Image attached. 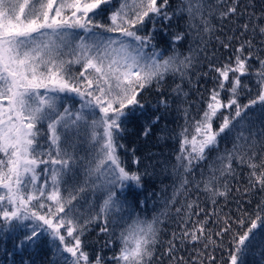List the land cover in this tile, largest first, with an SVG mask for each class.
<instances>
[{
  "label": "snow or ice",
  "instance_id": "6c2138e0",
  "mask_svg": "<svg viewBox=\"0 0 264 264\" xmlns=\"http://www.w3.org/2000/svg\"><path fill=\"white\" fill-rule=\"evenodd\" d=\"M114 2L0 0V219L5 224L39 221L30 234H25L24 241L28 243L38 238L39 228L47 226L53 240L59 241L52 250L56 264H89L81 240L86 224L103 218L100 231L108 233L109 223L115 225L126 219L121 216L120 221L110 220L114 210L115 214L133 210L126 192L133 187L140 188L142 176L126 169L118 151L125 147L120 141L128 119L137 109H143L138 99L143 90L154 82L159 85L168 75L183 78L193 64V57L181 59L175 54L176 42L182 41L185 33L173 37V54L164 57L163 50L155 43L154 30L140 34L146 24L151 21L155 26L157 18L170 23L174 17L187 14L186 23L189 29L196 30L195 36L202 40L203 34L212 31L210 17L215 9L206 0H180L172 12L167 11L169 0H119L118 7H114ZM109 8H113L109 15L110 24L96 22L94 18ZM237 11V0H232L226 10L220 12V17L229 19ZM241 27L245 33L251 27L254 34L264 37V24L250 20ZM230 46L224 44L225 48ZM252 47L253 41L245 40L235 50L234 61L214 69L219 73L220 90L231 84L228 89L230 99L224 103L220 92L214 90L202 116L195 122V134L189 140L187 128L181 133V150L175 165L179 186L172 198L165 201V208L159 215H154L151 220L137 216L121 231V248L113 257L116 264H154L157 246L162 244L161 216L167 217L169 205L175 203L177 194L187 193L191 181L186 174L191 173L196 163L206 159L222 134L236 131L238 126L241 131L237 132L233 149L217 157L219 166H210L212 174L203 179L201 190L208 194L213 204L216 197L226 196L227 185L222 191L219 181L221 177L233 174L235 159L241 164L247 163L252 169L250 186H258L264 191V160L260 164L255 162V150L251 156L247 155V150L255 149L258 142L255 134H252L251 142L244 134L247 111L258 104L264 110V58L254 56ZM252 59L260 65L252 73L259 84V92L255 99L240 105L237 101L239 91L247 87L241 78L249 74ZM74 65L80 66L78 73H73ZM230 73L234 74L231 79ZM173 91L181 93L180 85L177 84ZM71 94L80 99V107L66 106L60 111L65 96ZM233 106L234 115H224L219 128L214 129V121L222 114L221 109ZM45 121L47 153L37 151L41 147L37 125ZM150 131L146 126L143 135L147 136ZM82 136L91 150L88 158L77 154ZM260 136L264 141V131ZM45 156L46 159L42 158ZM81 161L85 170L83 183L78 188L68 186L66 177L75 180ZM49 163L52 167L44 169L45 182L38 184L39 165ZM133 163H139L135 156ZM200 183L197 181L196 187L199 188ZM87 190L93 195L105 194L106 198L100 211L82 225L75 214L73 201L82 199L81 194ZM62 191H67V196L62 195ZM46 201L52 203L46 204ZM46 207L47 212L41 214L40 210ZM198 207L196 201H189L186 208L175 209L177 215L183 212L184 218L180 221V230L173 231L167 241L159 257L161 261L167 258L169 264H203L201 257L206 256L213 264L214 257L206 252L209 246H216L207 228L208 219L192 220V216L198 217L204 211L202 208L195 211ZM258 209L243 235L233 237L235 249L230 252L229 264H245L253 245H258V250L264 254V202L258 205ZM189 223L191 227H187ZM239 223L243 226L245 220L241 218ZM61 229L66 231V236ZM228 231L230 228L225 227L216 235ZM66 237L71 239L66 240ZM198 244H203L204 248L197 249ZM189 246L196 250L195 257L188 260L177 256L180 248ZM64 253L69 254L71 260ZM101 261L98 256L96 264Z\"/></svg>",
  "mask_w": 264,
  "mask_h": 264
},
{
  "label": "trees",
  "instance_id": "16d2710c",
  "mask_svg": "<svg viewBox=\"0 0 264 264\" xmlns=\"http://www.w3.org/2000/svg\"><path fill=\"white\" fill-rule=\"evenodd\" d=\"M169 3L170 7L167 11L172 12L180 0H169ZM206 3L214 7L215 13L210 17L212 31L203 34L202 40L195 36V29H189L186 23L187 14L174 17L170 23L163 18H157L155 26L149 21L144 32L140 33L144 35L149 30H154L155 43L158 48L163 50L164 57L173 54V37L177 33H185L184 39L176 42L175 54L181 59L185 56L193 57V64L183 78L179 75L175 77L168 75L159 85L154 82L138 96L144 107L142 110L137 109L129 117L126 131L120 141L125 147L118 151L126 169L141 174V187H133L126 192L127 200L133 205V210L131 212L125 210L119 214H115L114 210V215L109 218L110 220L117 219L120 221L121 216L126 219L115 225L109 223L110 231L108 233L100 231L104 225L103 218L86 224V230L81 236V240L83 251L89 256V264H96L98 256L102 258L101 264H116L113 257L119 253L121 248L119 240L121 231L126 229L137 216L144 220H151L154 215H159L165 208V201L172 198L174 190L179 186V177L176 175L175 165L181 150L183 139L181 133L187 128L189 140L195 134V122L202 116L214 90L220 92V99L224 103H227L231 97V93L228 91L231 84L228 83L224 90H220L219 73L214 69L222 67L230 60L234 61L235 50L248 39L253 41L251 50L254 56L264 58V37L254 34L251 27L247 33L241 27L250 20L264 24V0H237L238 11L229 19H222L220 12L226 10L232 0H206ZM118 4L119 0H115L114 7H118ZM112 10L113 8H109L103 15L96 16L95 21L110 24L109 15ZM200 27L202 28L203 25ZM225 43L231 46L225 48ZM259 68L258 61L252 59L249 74L241 78L242 84L247 85V87H242L239 91L237 101L240 105L247 104L258 95L259 84L252 73ZM79 70V65L72 66L73 73H78ZM233 75L230 73V79ZM177 84L180 85L181 93L173 91ZM80 103V99L75 94L67 95L61 104L60 111H63L66 106L79 108ZM221 113L214 121V129L219 128L224 115H229V113L234 115L235 106L231 109L223 108ZM157 117H159L158 120ZM247 117V127L244 129V134L249 138V142H251L252 134H255L258 142L255 149L247 150V155L251 156L252 151L255 150L257 152L255 162L260 164L264 160V141H261L260 136V133L264 131V110L258 104L247 111ZM153 121L155 122L153 123ZM146 126L151 129L147 136L143 135ZM37 127L41 133L38 137L41 147L37 151L47 153L49 151L47 121L37 125ZM239 131L241 129L238 126L236 131L222 134L218 144L207 153L206 159L196 163L191 173L186 174L191 181L187 186V193L182 191L177 194L175 203L169 205L167 217L161 216L162 244L157 246V259L154 264H169L167 258L161 261L159 257L164 252L173 231L178 232L180 230V221L184 218V213L181 212L177 215L175 209L186 208L189 201H196L199 205L195 211L199 212V209H204L198 217L192 216L193 221H203L206 217L208 219L207 228L212 239L216 241V246L214 248L209 246L206 252L214 257L213 264H229L230 252L235 249L233 237L238 238V235H243V232L250 226L251 220L255 219L256 213L259 211L258 205L264 202V191H261L258 186L256 188L250 186L249 179L252 169L247 163L241 164L235 159L232 162L233 174L221 177L219 181V187L222 191L227 185L226 196L216 197V203L213 204L208 199V194L201 189L203 188V179L212 174L210 166L213 164L219 166L217 157L225 155L233 149ZM80 141L77 154L88 158L91 155V150L83 136ZM133 156L138 158L139 163H133ZM42 158L46 159L47 157ZM80 163L81 167L76 169L75 180L71 176L66 177L68 186L78 188L83 183L85 178L84 162L81 161ZM51 167L50 163L39 165L37 169L40 174L38 184L45 182L44 169H51ZM259 170L257 169L258 172ZM251 179L254 181L255 177H251ZM197 181H201L199 188L196 187ZM67 194V191H62V195L67 196ZM81 195L83 198L73 201V203L76 205L75 214L79 217V223L85 225L86 221H90L100 211L106 195L102 193L93 195L91 190H87ZM141 201L143 203H140ZM51 203V201H46V204ZM40 211L41 214L46 213L47 207ZM241 218L245 220L243 226L239 223ZM225 221L228 223L226 224ZM39 223V221L25 220L5 224L0 219V264H56L52 250L53 246L59 245V241L53 240L47 226L37 230L38 238H35L34 242L24 241L25 234H30L31 229ZM191 226V223L187 225V227ZM225 227H229L230 231L217 236L216 233ZM61 233L66 236L64 229H61ZM70 239L66 237V240ZM196 248L203 249L204 245L198 244ZM63 255L71 260L69 254L64 253ZM196 255V250L191 246L180 248L177 252V256H183L188 260ZM201 259H203V264H210L206 256L201 257ZM245 264H264V254L258 250V245H253L251 252L245 259Z\"/></svg>",
  "mask_w": 264,
  "mask_h": 264
}]
</instances>
